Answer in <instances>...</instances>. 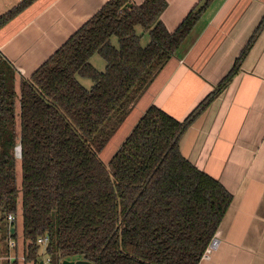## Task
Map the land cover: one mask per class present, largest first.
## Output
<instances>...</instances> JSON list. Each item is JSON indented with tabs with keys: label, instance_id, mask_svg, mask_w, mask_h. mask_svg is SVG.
Listing matches in <instances>:
<instances>
[{
	"label": "trees",
	"instance_id": "16d2710c",
	"mask_svg": "<svg viewBox=\"0 0 264 264\" xmlns=\"http://www.w3.org/2000/svg\"><path fill=\"white\" fill-rule=\"evenodd\" d=\"M34 1L0 17V28ZM212 1L200 0L168 32L160 21L165 0H110L28 79L0 57V258L13 240L24 264H35L36 241L48 236L47 253L61 261L199 264L232 195L185 160L179 142L239 73L264 15L228 73L184 120L152 105L106 165L98 154ZM136 28L147 35L144 47ZM94 55L105 62L103 72L90 64Z\"/></svg>",
	"mask_w": 264,
	"mask_h": 264
},
{
	"label": "crops",
	"instance_id": "0c3cea01",
	"mask_svg": "<svg viewBox=\"0 0 264 264\" xmlns=\"http://www.w3.org/2000/svg\"><path fill=\"white\" fill-rule=\"evenodd\" d=\"M109 1L35 0L0 28V57L28 79ZM21 2L0 0V17ZM199 2L165 0L160 21L172 32ZM263 15L264 0H213L125 117L108 160L148 107L184 120L228 73ZM179 152L232 195L219 244L199 264H264V29L239 73L185 132Z\"/></svg>",
	"mask_w": 264,
	"mask_h": 264
},
{
	"label": "rangeland",
	"instance_id": "374dc122",
	"mask_svg": "<svg viewBox=\"0 0 264 264\" xmlns=\"http://www.w3.org/2000/svg\"><path fill=\"white\" fill-rule=\"evenodd\" d=\"M136 34L143 36L142 39H141V45L143 47L146 46L147 43H148L147 35L144 34V32L142 31V29H140V28H136ZM112 43H113V45H116V40L115 39H112ZM90 64L98 72H103L104 69H105V62L98 55H94L90 59ZM76 78H77V81L79 82V84L81 86H83L84 88L89 89L91 87L92 83H91V81L89 79H87V78H81V77H76ZM15 106H16V126H17V129H18V124H19V107H18V103L17 102H16V105ZM124 125H125V122H122L120 125L117 126V128L110 135V138L105 143V145L103 146V148L99 151V154L98 155H99L101 161L105 165L109 161L108 160L109 159L108 157H109L111 151L114 149L117 141H119V139L122 137V135L124 133V131H123L124 130ZM17 158H19V157L17 156ZM15 173H16L17 185H20L21 172H20V164L18 162L16 163V166H15ZM14 228L16 229V233H17V236H18V247L20 248V245H21V242H22V238H21V216H20V210H18V212L16 214ZM50 257L52 259V264H62V261L59 259L58 254L56 252L52 253L50 255Z\"/></svg>",
	"mask_w": 264,
	"mask_h": 264
},
{
	"label": "built area",
	"instance_id": "2783aa9c",
	"mask_svg": "<svg viewBox=\"0 0 264 264\" xmlns=\"http://www.w3.org/2000/svg\"><path fill=\"white\" fill-rule=\"evenodd\" d=\"M14 222V216L12 214H9L7 216V223L8 227ZM37 246L39 247L38 252V260L35 264H52V259L50 255L47 253V248L50 244V240L48 236H41L36 241ZM219 244V239L217 235L215 234L214 237L210 240L208 246L206 247L201 259H207L209 258V255L217 248ZM16 244L13 240L9 241L8 248H9V254L5 258H0V264L5 261L7 264H15L16 262H20L21 264H24L25 257L23 255L15 254Z\"/></svg>",
	"mask_w": 264,
	"mask_h": 264
},
{
	"label": "water",
	"instance_id": "95a60500",
	"mask_svg": "<svg viewBox=\"0 0 264 264\" xmlns=\"http://www.w3.org/2000/svg\"><path fill=\"white\" fill-rule=\"evenodd\" d=\"M130 7H131V4H126L122 9L125 10L127 8H130ZM19 149H20V147H19ZM19 158H20V156H19ZM62 264H91V263L87 262L85 260H63Z\"/></svg>",
	"mask_w": 264,
	"mask_h": 264
},
{
	"label": "bare ground",
	"instance_id": "6f19581e",
	"mask_svg": "<svg viewBox=\"0 0 264 264\" xmlns=\"http://www.w3.org/2000/svg\"><path fill=\"white\" fill-rule=\"evenodd\" d=\"M17 156L19 157L20 156V149L19 148H16V152Z\"/></svg>",
	"mask_w": 264,
	"mask_h": 264
}]
</instances>
